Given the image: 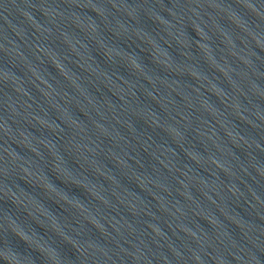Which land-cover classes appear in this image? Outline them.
<instances>
[{
    "label": "water",
    "instance_id": "water-1",
    "mask_svg": "<svg viewBox=\"0 0 264 264\" xmlns=\"http://www.w3.org/2000/svg\"><path fill=\"white\" fill-rule=\"evenodd\" d=\"M0 264H264V0H0Z\"/></svg>",
    "mask_w": 264,
    "mask_h": 264
}]
</instances>
